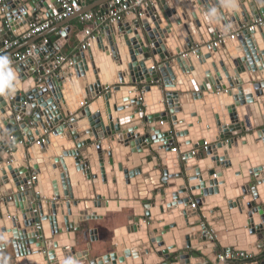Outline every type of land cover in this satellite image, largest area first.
<instances>
[{
    "label": "water",
    "instance_id": "water-1",
    "mask_svg": "<svg viewBox=\"0 0 264 264\" xmlns=\"http://www.w3.org/2000/svg\"><path fill=\"white\" fill-rule=\"evenodd\" d=\"M189 5L195 11L189 12ZM46 6V0H7L0 5V48L11 35L27 32L36 19L47 20L51 12L43 10ZM154 6L159 16L154 14ZM141 11V17L137 16L140 10H133L104 26L84 55L77 54L61 66H56L61 54L51 52L60 48L48 45L49 53L36 50L37 59L41 62L49 55L48 62L38 66L30 59L25 63L29 69L20 64L14 70V92L0 93V264H17L16 259L22 256L27 262L36 260L31 264H64L67 258L78 264H116L117 259L123 264L121 251L131 247L130 253L125 252L131 254L128 264H139L140 256L147 257V264H215L218 246L223 254L243 251L253 257L262 253L264 166H246L243 180L235 184L237 203L230 202L221 196L220 188L228 193L223 178L233 166L231 158L227 152L217 161L211 157H217L218 150L222 153L238 147L239 138L253 145L259 137L264 142V79L254 82L247 77L237 82L250 60L259 69L264 67V0H154ZM106 13V8L101 11V15ZM82 15L83 11L79 17ZM230 15L235 18L236 31L263 23L250 32L244 28L237 40L217 41L207 50L204 35L208 33L210 40L216 41L218 30L227 36ZM213 24L218 25L216 30ZM113 32L116 46L109 37ZM67 33L68 29L61 34L58 46L67 40ZM94 44L110 57L113 70L117 64L126 69V77L118 76L114 85L102 86L98 80L95 93L88 88V67L80 66L82 56L93 64ZM208 59L212 64H206L205 73L196 76L194 64L199 66L201 60ZM53 67L58 68L54 77L40 78L38 73ZM74 75L83 108L67 96ZM151 90L158 92L155 98H150ZM254 90L256 100L250 97ZM123 93H131L133 98L121 96L119 100L118 94ZM231 95L236 97V106L247 105L254 132L242 136L246 130L237 124L243 120L234 106L226 114L221 105L218 115L225 121L229 117L231 123L222 128L211 122L214 105L202 109L210 104L209 96L225 102ZM205 110H211L209 118ZM83 121L88 122L86 128H70ZM94 127L96 137L94 133L85 136ZM197 127L202 130L201 140L195 137ZM36 135L43 139L40 145ZM188 135V141L184 140ZM62 138L75 146L64 156L69 154L82 175L74 194L65 169L53 172V165L65 162L64 157H55L49 146ZM175 143L178 155L171 153ZM198 149L206 156L202 161L191 158V151ZM42 150L48 152L47 159H43ZM182 156L185 161L178 158ZM169 161L173 167L168 166ZM200 163L205 169L198 171ZM114 202H123L122 210L132 211L125 217L127 226L115 231V252L90 259V245L87 252L76 251L75 232L80 223L102 220L105 208ZM118 233L123 237L116 238ZM69 235L71 241L66 242ZM168 241L170 248L160 250ZM8 243L13 251L3 246ZM151 255L154 257L148 258Z\"/></svg>",
    "mask_w": 264,
    "mask_h": 264
},
{
    "label": "crops",
    "instance_id": "crops-1",
    "mask_svg": "<svg viewBox=\"0 0 264 264\" xmlns=\"http://www.w3.org/2000/svg\"><path fill=\"white\" fill-rule=\"evenodd\" d=\"M106 1L107 0H82V4H81L82 8H81L80 13H82V11H83V14H92L93 15V19L91 21H82V19L79 17L80 13L79 14H75V15L69 17L68 19L62 21V22H54L51 25V27L46 32H44L41 35L35 36V37H33V38L29 39V40H26V41L20 40L19 44L15 48H13L12 50L6 51V52L4 51V52L0 53V55H7L9 57L13 53H15L17 51H23V50L27 49L31 45H35L36 47H38L36 50H43L46 53H49L48 52L49 51L48 48H46L48 45L56 46L57 48H60L59 51H56V49L53 48V50L51 52L53 54L54 53L61 54L62 59L65 60L64 63H67V62L71 61L72 58H74L77 54H81V55L83 54L84 55V53L87 51V50H85V51L81 50L82 37L84 35V31L86 29H90L93 32V35H95V37L101 35L103 27L105 25L104 26L100 25L99 15H101V11H103L106 8L107 5L104 4ZM46 5H47L46 7H43V10L44 11L48 10V11L51 12V16L47 19V20H49L52 17V15L54 13H58L60 11V9H59L58 5L56 4L55 0H46ZM234 5L235 6L237 5L236 2H234ZM238 7H239V4L236 6V9H238ZM153 8H154L153 9L154 10V14L159 16L161 13L156 9V6H154ZM193 11H195V7L194 6L191 7L189 5V12H193ZM222 11L224 13V10H222ZM228 20H229V24H228L227 29H226V34L227 35H233V34L236 33V29H237L238 26L235 23L236 21H235V18L233 16L230 15V19H228ZM36 22H39V19H36ZM184 26L186 27V25H184ZM217 27H218V25L213 24V28L215 30H216ZM245 27L248 28L250 26L246 25ZM245 27H243L240 30L243 31ZM99 28H102V30H99ZM67 29L69 30V33H67V40L63 41V45L58 46V42H60L62 40L61 34L63 32H65ZM20 30H22V29H20ZM187 31L186 32L189 35V30H187ZM193 31H194L193 34L197 36V34L195 33L194 29H193ZM16 32H18V31H16ZM216 32H217V34H219V36L222 35V34H220L218 32V30H216ZM109 37L111 38L112 42L114 43V46H116L115 43L117 44V42H116L115 33L114 32L110 33ZM20 38L21 37L11 35L9 37V40L13 41V40L20 39ZM44 39H46L48 41V44L43 45V40ZM203 40H204L203 42H206L208 44L212 43L214 41L213 39L210 40V37H209L208 33L204 35ZM100 43L102 45L103 40H100ZM93 48L94 49L96 48V44L93 45ZM230 49L234 51V48H230ZM53 54H51V55H53ZM48 56L49 55H46V57L45 56L43 57L44 59L42 60V64H46L48 62V60H49ZM241 56L242 55H238V58H241ZM212 58H214V59L216 58V55L213 54V53H212ZM33 59L36 60V56ZM206 61L210 62V60H206ZM249 62L251 64V66H250L251 69L252 68L257 69V65H256V63H254V61L252 62V60H250ZM64 63H61V65L64 64ZM88 63H89L88 57L87 56H82V61H81L80 66L82 65V66H87L88 67V71H86V75H88L87 77H88V83H89L88 88H90L92 90V92L95 93V91L97 89V86H96L97 76L95 74H93L94 76L92 75L91 78H90L88 73H90V72L93 73V72H96V71L94 69L93 64L89 65ZM23 65H24L25 69H29L30 68V65H26L25 63ZM57 69L58 68H54V70L50 72V74L53 77L57 73ZM113 72H116V70L114 69ZM113 72L111 71V68H110V72L108 73V75L109 76H113L115 74ZM254 74L255 75H253L251 73H248L247 68H246V70L243 73H241L240 76L242 78H243V76H246L250 80H253L254 82L262 81V79H261V77L259 75V72H257V70H255ZM72 77H74V82L72 83L71 91H67V96L71 97V99L73 100L74 104H77L78 106L83 108L85 105L83 103V95L78 90V86H79V84L77 82L78 79L76 78L75 75L74 76H70V78H72ZM115 82H116V78L113 77L112 80H108L107 82L103 81L101 83V85L102 86H107V85H110V84L114 85ZM224 83H225V81H224ZM63 84H65V83H63ZM225 86L228 87V84L225 83ZM129 94H131V93L118 94L119 95L118 98L120 100L121 96L123 98V96H129ZM129 97H130V99L133 98V96H131V95ZM209 98H210V104L209 105H203L204 107L203 108L201 107V108L204 110L205 108H208V107L210 108L211 105L215 106L216 110H215L214 117L212 118L211 122H215V124H216V126L218 128H222V127H224L226 125H231V123H228V122L224 123L225 121H221V118H220L221 116L219 117V115H218V112L220 111V107H221L222 102H220V101H218L216 99H212L211 96H209ZM44 99L46 100V98H44ZM240 108H242L243 112L238 111L237 115H238L239 119L243 120L242 124L245 125L244 128H245L246 132L242 134V136H243L246 133H249V132H251L253 130H252V127H251V124H250V121H249V116H248V113H247V105L242 106ZM104 109H105V112H107L105 107H104ZM210 112H211V110H205V117L206 118H209V116L211 115ZM245 112H246V114H245ZM91 113L94 114V111L91 110ZM261 115H264L263 111H261ZM184 118H188V117H184ZM260 121L262 122V120H260ZM49 123L51 124V121ZM78 126H84V128H86V126H88V122L83 121L81 123H78V124H75V125L71 126L70 128L72 130H74ZM93 133H94V136L96 137L95 127L92 128V129H88V133H84V134H85V136L86 135L89 136V134H93ZM194 133H195V137H196L197 140H201L202 139V135H201L202 130H200L199 127H197L195 129ZM35 138H36V140H41V138L39 136H37V135H36ZM188 139H189V135L184 137V140L188 141ZM81 140H83V138ZM217 141L220 142V139H217ZM260 143L261 142L258 141V145H257L258 147H260ZM240 144H241V142H240V138H239L238 146H240ZM174 146L179 149V146L176 143H175ZM64 147H66L67 149H72V150L75 149V146L73 145V143H66V144H64ZM56 149H58V148H56ZM90 149H91V147H88L89 152H91ZM235 149H236V147H234L232 150H235ZM229 150L227 149L225 152H222L219 155L217 154L218 155L217 157L216 156H212L211 160L217 161L218 159L221 158V156H223V154H226V152L229 151ZM195 152H196L195 156H196L197 160H201L202 161L203 159L206 158L204 152L201 149H198ZM199 154H201V155L198 157ZM42 156H43V159H47L48 152L42 153ZM54 156L61 158V156H57V154H54ZM191 158H192V156H191ZM230 158H231V156H230ZM246 158L248 159L245 162L246 164H248L249 166H251V165L255 166V165L252 164V159H251L250 155H247ZM73 161L74 160L72 159V162ZM51 162L52 161H50V163ZM242 162H244V160ZM190 163L196 164V162L193 159H190ZM224 163H226V162H224ZM64 166H65V164H62V167H64ZM168 166L169 167H173L171 161L168 162ZM241 166H243V164H241ZM197 169H198V171H199V169H205L204 164H199ZM57 171L59 172V170H57ZM53 172H55V171H53ZM92 172H95V171L93 170ZM64 173L67 174V170H65ZM87 178H88V176H87ZM212 178H211V181H212ZM224 178H223V180H224ZM214 180L216 181L215 177H214L213 181ZM224 182H225V180H224ZM217 186H219V184H217ZM174 190H175V188L171 189V191H174ZM220 190H221V196H223L224 198H227L228 201H230V202L235 201L237 203V201L235 200L236 197L232 198L231 196L229 197L228 195L225 196L226 192H224L222 188H220ZM64 194L66 195L67 192L64 191ZM116 203L120 204L119 205L120 207H115V208H109L108 207V208H105V212L106 213H105V216L103 217L102 220H93V221L90 220V221H87L85 223H80L81 227H83V226L88 227V231L85 233V236H83L81 234V232H79L80 230L78 232H75V235H76L75 236L76 237V251L87 252L88 251V246L90 245V250L88 251L90 259H96V258H99V257H103V256H105L107 254H110L112 252H115V247H113V241L115 240V235H114L115 231L118 230V232H121V230H123V228L127 226L125 217L126 216L130 217L132 215V211L128 212V211L122 210L121 207H123V205H124L123 202H119V203L118 202H114L113 204H116ZM237 210H238V208L234 209L233 212H237ZM121 218H124V221H123L122 224L120 222H119L120 224L119 223H114L116 220L119 221ZM250 222L251 221H248V224H250ZM117 237L118 238L119 237H123V235L121 233L120 234L118 233L116 238ZM10 245L11 244L8 243L7 245H3V246L7 247L6 250L11 251L12 249H11ZM131 246H134V245L131 244ZM169 246L170 245H169V241H168V242L165 243L164 247L160 248V250H162L164 248H170ZM226 246H227V244H226ZM131 248H130V250L121 251L122 254H123V264H128V259L131 260V256H130L131 254H129L128 256L125 254V252L130 253ZM221 250L222 249L219 246H218V249H216V251H218L219 254H222L220 252ZM212 254H215V253L213 252ZM263 255H264V249L262 250V253H260L259 256H253V257H251V259L246 260V261L248 263H251V264H260V263H262L264 261V258H262ZM152 257H154V256L151 255L148 258H152ZM146 260H148L146 256H140V261L141 262H139V264H145ZM149 260H150L149 262H151V260H153V259H149ZM33 261H28L27 262L26 258L23 257V256L21 258L16 259V262H18L17 264H31V263H33ZM242 261L243 260L239 259V260H233V261H229V262H232L234 264L235 262H242ZM147 263H148V261L146 262V264ZM116 264H121L118 259L116 260ZM131 264H134V263L132 262Z\"/></svg>",
    "mask_w": 264,
    "mask_h": 264
},
{
    "label": "built area",
    "instance_id": "built-area-1",
    "mask_svg": "<svg viewBox=\"0 0 264 264\" xmlns=\"http://www.w3.org/2000/svg\"><path fill=\"white\" fill-rule=\"evenodd\" d=\"M6 1L7 0H0V5H3ZM152 1L154 0H111L106 4L107 13L105 15H99L100 25L107 26L109 24L117 22L121 18L129 16L133 12V10H140V13L137 16L141 17L143 16V13L141 10L151 6ZM55 2L60 9L58 13H54L49 20H44V21L33 23L27 32L19 36L21 37L20 39H16L13 41L8 40L4 42L3 46L0 48V53L4 51L6 52L9 50H12L19 44L20 40L26 41L35 36L43 34L51 27V25L54 22H62L75 14H79L82 8L81 7L82 0H55ZM80 18L82 19V21H91L93 19V15L83 14ZM262 23L263 21L251 24L250 27L248 28L245 27V29L249 32L253 31L255 27L262 25ZM99 30H102V28H99ZM241 33H242V30H239V31H236V33L233 35H227V36L221 35L216 41L214 40L212 43H209L207 45V50L210 51V49L215 46L217 41L218 42H225L226 40L234 41L239 38ZM95 38L96 37L95 35H93V32L90 29H86L82 37L81 50L82 51L88 50L91 47V43L95 40ZM46 44H48V41L44 39L43 45H46ZM37 48L38 47H36L35 45H31L23 51H17L13 53L11 56H9L11 60V64L9 65V67L14 71L20 64H24L30 59L34 60L33 58L36 56L35 51ZM34 61H36L38 66L44 65L42 64V61L40 62L37 59V57H36V60ZM64 62L65 60H63L61 57L57 61L56 66H61V63H64ZM54 68L56 67H53L52 70L43 71L41 74L38 73L40 75V78L50 76L51 75L50 72L53 71ZM42 142H43V139L38 140L36 144L40 145V143ZM195 151L196 150L191 151V156L196 155ZM171 153L178 155L179 149L174 146L171 149ZM178 158L181 161H185L183 156L181 158L180 157ZM192 207L194 208L195 206L192 205ZM239 259L246 261V260L251 259V257L243 251H232L229 253L219 254L218 259L215 264H226L227 261H233V260H239Z\"/></svg>",
    "mask_w": 264,
    "mask_h": 264
},
{
    "label": "bare ground",
    "instance_id": "bare-ground-1",
    "mask_svg": "<svg viewBox=\"0 0 264 264\" xmlns=\"http://www.w3.org/2000/svg\"><path fill=\"white\" fill-rule=\"evenodd\" d=\"M119 45H120V43L118 44V46ZM119 48L121 50H124L123 47L121 48V46ZM103 53H105V52L104 51L101 52V50L99 51L97 48H95L93 50V57H94L93 66H94V69H96V72H93V73L90 72V73H88L89 76H90V78H91V76L93 74H95L97 76V81L99 80V83L101 85V83L103 81L107 82L108 80H112L113 77L114 78H118V76L121 77V78L126 77V75H125V72H126L125 70L126 69L123 67L122 64H120L121 66H119L118 64H117L118 66L117 65L115 66L114 69L116 70V72H115V74L113 76H109L108 75V73L110 72V68H111V71L112 72L114 71L112 67H114L115 64L113 62H111L109 56H106V54H103ZM257 54H259V53L257 52ZM210 59H208V60H210ZM211 62H212V60L210 62H208L206 60H201L199 66H197V65L194 64L196 76H200V75L204 74L205 73L204 67L206 66V64H210L211 65L212 64ZM250 66H251V64H250V62H248V67H246L248 73H251V74L255 75L254 74L255 73V70H257V72H259V75H260L261 79H264V67H261L260 69L257 67V69H253L252 70ZM217 68H218V71H219L220 76L222 78V81L223 82L225 81V83H226L227 76H226L224 70L222 68H220V66L217 67ZM212 77H213V75H212ZM246 78H247L246 76H243V78L240 76L237 79V82H239V81L242 82ZM173 90H175V89H173ZM157 94H158L157 91L151 90V92H150L149 95H150V98H155L157 96ZM250 97H252L253 100H256L257 91L254 90V93L251 94ZM235 98L236 97L234 95H231L230 97H226V101L225 102H222V104H221L223 106L222 110H224V112H226V114H229L228 113V110L232 106H234L236 112H238V111L243 112L242 108H240V107L245 106V105L236 106V100H235ZM258 98H261L262 99V97H258ZM70 99H71V97H70ZM219 113H220V111H219ZM245 114H246V112H245ZM222 117L223 116L220 117L221 118V121H225L224 120V117L223 118ZM226 122L230 123L229 117H228V121H225L224 123H226ZM237 124L240 125L241 128H244L245 127L244 124H241V123H237ZM226 126H228V125H226ZM258 141L261 142L260 143V147L257 146L258 145ZM243 142H245V143H243ZM243 142H241L240 146L236 147L235 150H232V149L229 150L228 149L229 151H227L229 157L231 156V161H232V165L233 166L229 170H227L225 172V178H224V180H225V184H226L225 186H227V190H228V193L225 194V195H228L229 197L231 196L232 198H235L239 194V191L235 188L236 182L237 181H242V179L244 177V172H247L246 166L248 164H246L245 162H242L244 160V158H246L247 155H250L251 156V159H252V164L253 165H255V166L260 165L262 167L264 166V142H263V139L261 137H259V139L257 140V143H254V145H253V143L251 144V141L249 142V144L246 143V140L243 141ZM66 143H67L66 140L64 138H62L60 140H56V145H54L55 147L54 146L53 147L52 146H49V149H51V153L53 155L54 154H57V156L64 157L63 159H64V162H65V166L62 167V163H60V162H59L60 164L58 163L56 165L54 163V159H55L54 157H52L50 161H52L51 164L52 163L55 164V165H53V164L52 165H53V168H55L54 171H56L57 173H58L57 170H59V169H62V170L65 169V170H67L68 178L70 180V184H71V186L73 188V194H74L76 192V185L78 183V180L81 179V176L82 175L80 173H78L77 170H75V167H73V162H72V159L69 156V154L67 153V155L64 156L65 155L64 152H68V151L72 150V149H67L66 147H64V144H66ZM56 148H58V149H56ZM42 153H45V151L42 150L41 151V155H42ZM218 153L221 154L220 150H218ZM240 163L243 164V166H241ZM200 164H203V163H200ZM93 170H94V168H93ZM45 186H44V188H45ZM263 189H264V184L262 185V190ZM63 194H64V192H63ZM116 205H118V207H120L119 206L120 204L110 203L109 204V208H114V207H116ZM69 241H71L70 235L67 238L66 242H69ZM33 260L34 259L31 258L29 261H33Z\"/></svg>",
    "mask_w": 264,
    "mask_h": 264
},
{
    "label": "clouds",
    "instance_id": "clouds-1",
    "mask_svg": "<svg viewBox=\"0 0 264 264\" xmlns=\"http://www.w3.org/2000/svg\"><path fill=\"white\" fill-rule=\"evenodd\" d=\"M214 14V10H213ZM11 60L7 55H0V93L14 92L13 81L16 79L14 71L9 67ZM64 264H78L74 258H67Z\"/></svg>",
    "mask_w": 264,
    "mask_h": 264
},
{
    "label": "rangeland",
    "instance_id": "rangeland-1",
    "mask_svg": "<svg viewBox=\"0 0 264 264\" xmlns=\"http://www.w3.org/2000/svg\"><path fill=\"white\" fill-rule=\"evenodd\" d=\"M255 130H253V131H251V132H254ZM251 132H249V133H251ZM241 136V135H240ZM239 136V137H240ZM257 143V142H256ZM123 221H124V218H121L119 221L118 220H116L114 223H123ZM119 223V224H120ZM88 231V227H86V226H83V227H81L80 228V231L79 232H81V234L83 235V236H85V233Z\"/></svg>",
    "mask_w": 264,
    "mask_h": 264
}]
</instances>
